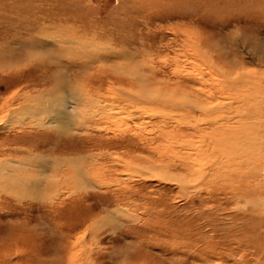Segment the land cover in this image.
<instances>
[{"label": "rangeland", "instance_id": "1", "mask_svg": "<svg viewBox=\"0 0 264 264\" xmlns=\"http://www.w3.org/2000/svg\"><path fill=\"white\" fill-rule=\"evenodd\" d=\"M52 22L69 26L72 33L85 38L88 46L82 52L98 47L109 52L106 49L111 47L127 54L101 60L95 52L86 73L75 65L64 76V64L52 59H57L56 44L66 42L58 39L66 36L55 31ZM41 33L48 36L33 43L31 38ZM185 37L198 44L197 50L191 45L193 53L199 51L210 59L202 63L197 89L203 101L210 103L211 113L217 99L227 102L213 82L215 68L238 71L252 81L257 78L254 88L263 89L264 95V0H0V66L12 65L0 72V102L5 108L15 103L19 92L48 90L50 78L75 81L81 74H90L96 82L94 88L81 89L86 90L81 98L111 103L108 111L94 116L90 128L73 131L70 137L53 138L43 129L19 126L0 130V162L15 167L16 159L28 154L15 152L12 146L24 143L32 149L38 141L37 153L82 157L85 172L75 181L54 179L60 181L59 196L50 198L52 193L47 192L44 202L17 200L0 191V264H264V202L252 196L244 203L242 193L209 180L211 175L194 181L184 168L168 167L166 110L157 103L147 107L120 97V89L138 87L136 91L149 95L172 88L166 79L172 77V58H178L177 70L181 65L190 69ZM50 52L52 59L47 56ZM47 90L41 94H52ZM60 92L55 93L68 101ZM253 105L260 112L254 120L259 122L263 151L264 102L261 109L257 101ZM83 108L86 105L79 109ZM204 123L202 127L212 126ZM91 158L93 164L87 162ZM261 158L262 177H252L249 187L254 190L251 195H256L255 184L260 182L264 197ZM202 162L211 163V158ZM183 176L186 184H181ZM111 210L113 224L100 223ZM72 222L76 225L70 234L71 246L61 255L56 245L63 241L61 231ZM87 224L92 227L82 236Z\"/></svg>", "mask_w": 264, "mask_h": 264}, {"label": "bare ground", "instance_id": "2", "mask_svg": "<svg viewBox=\"0 0 264 264\" xmlns=\"http://www.w3.org/2000/svg\"><path fill=\"white\" fill-rule=\"evenodd\" d=\"M51 24L55 26V31L59 33L62 32V34L66 36L65 38L58 40H66V42L58 45L56 44V50L58 49L56 52V54L58 53L57 59H52V57H49L53 52H50V54L47 56L57 64H61V62L64 64L63 66L61 65L63 74L58 69L60 74L64 76L67 72L65 70L70 67H74L75 65L78 66L79 72L84 71V73H86V67L93 60L95 52H97L96 54L101 60H104L105 58L117 59L121 57L120 54H127L124 50H113L111 47L106 49L109 52H102L99 47L96 48V51H90L87 49L82 52L81 49H83L85 46H88L85 38L82 36H76L74 32L72 33L70 31L69 26L63 25L64 28H62V25L58 26L56 22H52ZM45 26L48 25L46 24ZM63 29H65L64 33ZM46 34L41 33L35 38L32 37L31 41L33 43H37L39 39L41 40L40 37L48 36ZM188 39H190V37H185L182 42L183 45L185 42L186 48L189 49V52L187 51L185 53L189 60L188 62L190 64V69H183L184 66L181 65V68H178L177 70L175 66H178V58L177 56L172 58V77H166L168 80L167 82L173 85L172 88L168 87L169 89H167L165 87L166 89L164 93L160 91V94L151 93L149 95L143 93L145 90L143 92H140V90L136 91L138 87H135L133 90L120 89V97L127 102L146 106L148 104L152 105L157 103L162 107V109L166 110L164 112V117L169 123V127L167 128V145H170V156L168 163L166 164L168 167L175 168L179 166L181 169L184 168V174L190 175L192 173L190 176H193L192 178L194 181H196V179L202 180L206 176L211 175L209 180L213 178L220 183L228 184L229 187H227L232 192L238 190L240 193H242L244 196V203L249 202L250 197L252 198V196H255L258 202H264L263 193L261 192V189H259V186L261 185L260 182L255 184L258 187L256 190V195H251L254 190L249 187V182L252 177H262L260 176L261 172L259 171L258 164L260 163V160L262 161L261 157L264 155H261V153L264 152V149L261 151L262 135L259 132V122L258 120H254L256 114L258 117L260 112L254 109L253 104L257 101L259 104L258 108L261 107V103L264 102L263 89L261 90L260 88L256 91L254 88V84L257 82L255 80L257 78H254V81H252V78H247L238 71H231L227 69L221 70L220 68H215L214 72L211 73L216 76L214 77L213 82H215V86L218 87V93H220V95H224L223 98L226 99L227 102L221 104L222 101L217 99V106L215 105L216 109L211 113L209 106L210 103L207 101V99L203 101L202 93L197 89L200 83V80H198L199 74L200 78L202 76V63L207 62V60L210 59L208 56L205 57V55L200 54L201 52L199 53V51L193 53L192 50L194 46L196 50L199 48L198 44H195V42L190 43ZM73 42H76V44ZM191 45L194 46L191 47ZM175 53L176 52H174V54ZM11 66L12 65L0 66V72L7 71V69H9ZM59 66L60 65H58V67ZM58 70L55 69V71ZM81 75H83L82 78L79 80L76 79L75 81H70L67 79L63 82V80H59L61 77L59 79L57 77L55 79L54 77L50 78L52 79V83H50L51 86L49 85L50 88H48V90L51 91L52 94H41L47 89L39 91V94H30L31 91L29 92L28 90H24L19 92L15 103H12L10 107L5 108L3 102H0V130L2 132L10 131L16 126L21 128L26 127L28 130L34 129L33 131L43 129L44 131L49 132L50 136L53 135V138L54 136L55 138H59L62 136L70 137L74 134L73 131H79L80 128H90L88 124L92 125L91 123L95 122V117H99L101 112L108 111L111 103L109 105L102 104L99 99H96L97 102L94 103V101L90 98L91 96L89 99L87 98L88 101H85L83 97L81 98V93H85L86 91H81V89H90L96 86L95 79L90 74ZM213 75H211V77ZM80 84L84 85L81 86ZM143 86L140 87L142 88ZM178 87L180 89H185V91L180 92L176 90ZM32 91H34V89ZM57 91L65 93L64 95L67 96V99L69 98L68 101L63 99V96L59 97L55 93ZM132 91H135V94L137 95H133V93H131ZM183 95H186L187 97H183ZM188 96H191V98ZM85 105L86 108H83V110L79 109L80 106ZM135 108L136 106L134 109ZM3 110L4 112H2ZM25 120L27 121L24 122ZM202 122L212 124V126L210 128L202 127ZM185 126H188L187 130L182 129L183 127L185 128ZM24 132L26 133L25 130ZM186 136H191V138L185 139ZM36 142L37 143L32 149L29 148L32 146L24 143L23 146H12L14 147L15 152L23 151V153L28 154L21 158V160L20 158L16 159L15 162L17 163L15 167L9 165L10 163L7 161L0 162V191L13 195L17 200L30 198L33 201L39 200L40 202H44L48 200L45 196L47 192L52 193L50 198L59 196V191L61 189L59 184L60 181L56 182L54 179L59 176L64 177V179H70L72 177V179L75 181V178L79 179L85 173L81 168L83 161L82 157L75 155L53 156L51 151L46 153L42 152L43 150L40 151L42 152L40 154L37 153L38 151H35V147H37V149L40 148L38 141ZM177 155H179L178 164L175 163V158ZM205 157L208 159L211 158V163H203L204 161L202 162V160ZM3 159L7 158L4 157ZM93 161L94 160L92 158L87 160L88 163L92 164L94 163ZM62 165L67 166L64 169L62 168ZM60 166L61 168L59 170L58 167ZM210 170H212V172H210ZM87 172L88 174L90 173V171ZM46 174H51V179H47ZM180 181L181 184H186V177L183 176ZM241 182L245 186H240L239 184ZM68 196H70V194H68ZM66 199L69 198L66 197ZM113 218V211L107 212L101 217L100 223H112ZM74 225L76 224L72 222L68 229L64 228V230L61 231L59 237L63 241L61 243L58 242L59 245H56L57 253L65 255L66 252L64 250L66 247L71 246L70 241L72 236L70 234ZM90 227H92V225L87 224L84 228H82L81 235L83 236Z\"/></svg>", "mask_w": 264, "mask_h": 264}]
</instances>
